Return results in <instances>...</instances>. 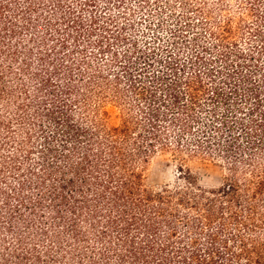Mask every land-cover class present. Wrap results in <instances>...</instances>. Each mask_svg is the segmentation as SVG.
<instances>
[{
    "label": "trees",
    "instance_id": "obj_1",
    "mask_svg": "<svg viewBox=\"0 0 264 264\" xmlns=\"http://www.w3.org/2000/svg\"><path fill=\"white\" fill-rule=\"evenodd\" d=\"M0 264H264V0H0Z\"/></svg>",
    "mask_w": 264,
    "mask_h": 264
},
{
    "label": "rangeland",
    "instance_id": "obj_2",
    "mask_svg": "<svg viewBox=\"0 0 264 264\" xmlns=\"http://www.w3.org/2000/svg\"><path fill=\"white\" fill-rule=\"evenodd\" d=\"M111 120L118 123L119 116L114 108H110ZM182 160L178 156L168 153H159L156 155L146 172V182L151 188H159L165 184H183L179 166ZM187 163L197 175L199 184L207 187L218 186L222 183L225 168L222 162L213 160H189Z\"/></svg>",
    "mask_w": 264,
    "mask_h": 264
}]
</instances>
